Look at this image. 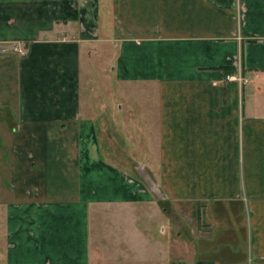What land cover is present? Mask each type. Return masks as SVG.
<instances>
[{
  "label": "crops",
  "instance_id": "0c3cea01",
  "mask_svg": "<svg viewBox=\"0 0 264 264\" xmlns=\"http://www.w3.org/2000/svg\"><path fill=\"white\" fill-rule=\"evenodd\" d=\"M116 254L264 264V0H0V264Z\"/></svg>",
  "mask_w": 264,
  "mask_h": 264
},
{
  "label": "rangeland",
  "instance_id": "374dc122",
  "mask_svg": "<svg viewBox=\"0 0 264 264\" xmlns=\"http://www.w3.org/2000/svg\"><path fill=\"white\" fill-rule=\"evenodd\" d=\"M1 135L3 136V134H1ZM105 139L107 140V137H105ZM107 142L112 147V152L110 153V158L114 160V163L118 164L121 167L129 168V169H132L133 167H135L137 165L136 162L132 159V156L128 150H125L121 145L115 144L114 141H112L111 139L107 140ZM113 153H114V155H113ZM140 171L143 173L142 168H140ZM143 178L148 180V176H142L141 179L143 180ZM160 207L162 209L161 212L163 213V211H165L164 213L168 217H166L164 219H162L160 217L152 218L150 221L149 230L147 232H145L146 234H144L141 231V234H142V236H144V235H152V236L157 235L158 238L163 237V238H161L162 241H164V239H166L167 243L170 244V242H172L173 254L177 255L180 253L179 248H178V246L180 245V243L178 242V240L180 239V236L183 238H188V236H189V235H187V232L185 231V229L187 228V225L185 223L184 224L180 223L182 221L183 222H185V221L180 220L178 215L176 216L173 213V208L170 206V204L162 203V205H160ZM109 211L110 210H108L106 207L99 208L96 211H94V215L92 218H93V226H94L93 236L95 238V242H94V248L95 249H99L98 243L102 244V242L99 241V238L103 234L107 235L106 234L108 232L107 229L112 228V230L109 232L111 234L115 233V232H113V230L115 229L116 226L112 225L113 222L107 218V214L109 213ZM128 218H129V216L127 214L121 219H123L125 222H128L127 221ZM162 226H164V227H162ZM125 230L129 233L132 232V229L128 230L126 228ZM154 230H155V232H154ZM134 232H135V230H134ZM163 234H165L166 237H164ZM136 239L138 240V237ZM105 244H106V237H105ZM124 244H126V243H124ZM110 245L113 246L112 243H110ZM142 245H143V243L140 241V247ZM120 257L121 256L119 254L118 255L116 254L115 259L111 260L109 264L120 263L121 262ZM158 261H159V258L157 257V263L156 264H158ZM96 264H98V259H97ZM142 264H148V263L145 262L144 260H142Z\"/></svg>",
  "mask_w": 264,
  "mask_h": 264
},
{
  "label": "built area",
  "instance_id": "2783aa9c",
  "mask_svg": "<svg viewBox=\"0 0 264 264\" xmlns=\"http://www.w3.org/2000/svg\"><path fill=\"white\" fill-rule=\"evenodd\" d=\"M7 50H11V51H14V52L25 54V49L23 47H21L20 45H18V44L12 45L10 49H5V51H7ZM227 78L230 79L232 77L228 76Z\"/></svg>",
  "mask_w": 264,
  "mask_h": 264
}]
</instances>
